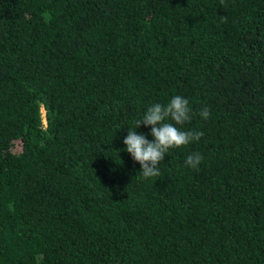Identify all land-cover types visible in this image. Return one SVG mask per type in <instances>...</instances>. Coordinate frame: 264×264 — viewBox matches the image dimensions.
I'll return each instance as SVG.
<instances>
[{
  "label": "trees",
  "instance_id": "obj_1",
  "mask_svg": "<svg viewBox=\"0 0 264 264\" xmlns=\"http://www.w3.org/2000/svg\"><path fill=\"white\" fill-rule=\"evenodd\" d=\"M176 95L204 135L145 178ZM0 264H264V0H0Z\"/></svg>",
  "mask_w": 264,
  "mask_h": 264
},
{
  "label": "clouds",
  "instance_id": "obj_2",
  "mask_svg": "<svg viewBox=\"0 0 264 264\" xmlns=\"http://www.w3.org/2000/svg\"><path fill=\"white\" fill-rule=\"evenodd\" d=\"M200 116L208 119L209 110L205 107ZM192 119V109L189 100L180 96H174L167 105L159 103L147 108L143 117L136 121V129L141 126H151V135L154 137L149 141L144 134H137L135 130L129 129L124 138L126 151L141 166L143 177L151 178L160 175L159 164L165 159L166 153L172 148H180L190 143L199 141L204 133L201 131H184L181 127ZM168 121H173L170 123ZM202 156L199 153L190 154L185 165L195 169L201 163Z\"/></svg>",
  "mask_w": 264,
  "mask_h": 264
},
{
  "label": "built area",
  "instance_id": "obj_3",
  "mask_svg": "<svg viewBox=\"0 0 264 264\" xmlns=\"http://www.w3.org/2000/svg\"><path fill=\"white\" fill-rule=\"evenodd\" d=\"M43 116V115H42ZM43 118V117H42ZM42 123L44 124V120L42 119Z\"/></svg>",
  "mask_w": 264,
  "mask_h": 264
}]
</instances>
